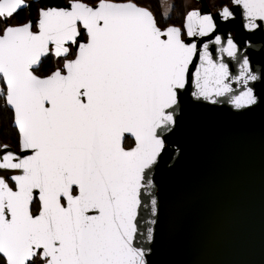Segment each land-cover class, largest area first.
Masks as SVG:
<instances>
[{"label":"snow or ice","instance_id":"obj_1","mask_svg":"<svg viewBox=\"0 0 264 264\" xmlns=\"http://www.w3.org/2000/svg\"><path fill=\"white\" fill-rule=\"evenodd\" d=\"M234 2L249 29L264 22V0ZM26 6V0H0V20ZM222 15L233 12L226 7ZM185 26L189 37L216 27L197 11ZM220 51L235 57L238 49L229 38ZM49 54L63 58L62 67L37 75ZM197 55L181 27L162 28L133 0H71L41 9L35 29L31 21L3 29L0 78L20 146L31 155H0V170L20 171L11 176L14 186L0 175V264H149L137 244L141 190L164 150L162 131L176 123L179 90L191 82L192 95L215 102L234 92L233 79H257L247 58L230 79L228 65L213 59L208 44L199 67ZM231 103L244 108L257 97L249 87ZM127 136L134 147L125 148ZM152 205L155 211L156 200ZM152 236L148 229L147 239Z\"/></svg>","mask_w":264,"mask_h":264},{"label":"water","instance_id":"obj_2","mask_svg":"<svg viewBox=\"0 0 264 264\" xmlns=\"http://www.w3.org/2000/svg\"><path fill=\"white\" fill-rule=\"evenodd\" d=\"M197 1L199 7L186 12L183 26L174 25L182 28L186 43L197 45L196 67L203 45L208 44L213 59L228 65L230 79L240 75L245 58L257 79L247 84L233 79L234 92L214 97L215 102L192 95L196 89L191 82L179 90L174 111L176 123L162 131L164 150L146 170V182L150 183L141 190L137 244L147 250L149 264H264V22L257 19L258 27L249 29L245 10L234 0L216 10L208 0ZM26 3L21 9L28 11L24 23L31 21L35 29L41 9L67 7L71 0ZM35 3L39 4L38 14ZM226 7L233 12L227 19L222 15ZM193 11L210 15L215 29L205 36L189 37L186 17ZM10 19L2 20L4 28L13 25ZM217 36L221 43H216ZM229 38L238 49L235 57L220 51L227 47ZM86 39L85 35L79 42ZM71 47L76 53L77 46ZM55 70L36 74L43 77ZM3 84L6 99L7 87L4 81ZM249 87L257 103L236 108L231 103L232 96ZM6 104L13 111L12 125L18 130L14 109L7 99ZM18 133L20 143L19 130ZM127 138L133 140L130 147H134V138ZM8 151L20 157L31 155L21 146L18 150L9 146L5 149L0 142V155ZM17 174L19 170H0L12 186L11 176ZM148 229L153 232L150 241Z\"/></svg>","mask_w":264,"mask_h":264},{"label":"trees","instance_id":"obj_3","mask_svg":"<svg viewBox=\"0 0 264 264\" xmlns=\"http://www.w3.org/2000/svg\"><path fill=\"white\" fill-rule=\"evenodd\" d=\"M140 5H145L150 8V10L155 15L159 26L165 27L167 25H179L183 26L184 16L186 14L185 1L186 0H173L174 5L172 11L169 15H165L163 12V3L162 0H133ZM232 0H224L223 5L231 4ZM222 5V6H223ZM213 8V7H212ZM34 9L36 14L39 12V6L34 4ZM215 10V8H214ZM28 18V11L26 9L19 11L15 14L11 22L15 23H24ZM4 29V23L0 20V32ZM55 60L53 58H45L37 70V73L40 75L50 73L53 68H55ZM2 79V78H1ZM2 89H0V127L2 133H8L13 142L19 144V133L18 130L12 125L14 114L11 109L8 108L5 99V86L2 83ZM35 211V209H34ZM0 257V261H2Z\"/></svg>","mask_w":264,"mask_h":264},{"label":"flooded vegetation","instance_id":"obj_4","mask_svg":"<svg viewBox=\"0 0 264 264\" xmlns=\"http://www.w3.org/2000/svg\"><path fill=\"white\" fill-rule=\"evenodd\" d=\"M38 5L39 6V4L38 3H35V5ZM12 19V18H11ZM11 19H10V22H11ZM11 24H13L12 22H11ZM18 24H21V23H15V24H13V25H18ZM4 27H5V24H4ZM71 52L73 53V54H75V49L73 48V47H71ZM74 55H72V56H69L68 58H72ZM46 58H53L54 60H55V68H53V70L54 69H57V68H61L62 67V65H63V63H64V59L63 58H57L56 56H54L53 54H49V55H47V57ZM9 136V134L8 133H2V131L0 130V142H1V147L2 146H4V145H7V146H9V147H11V148H14V149H16V150H18L19 148H20V143L19 144H16L15 142H13L12 141V139L10 138V137H8ZM126 147H130L131 145H133V140L132 139H129V138H127L126 140H125V144H124Z\"/></svg>","mask_w":264,"mask_h":264},{"label":"rangeland","instance_id":"obj_5","mask_svg":"<svg viewBox=\"0 0 264 264\" xmlns=\"http://www.w3.org/2000/svg\"><path fill=\"white\" fill-rule=\"evenodd\" d=\"M209 4L211 5V7H213V9L215 8L218 9L219 7H221L224 3V0H208ZM163 3V12L165 15H169L172 11L174 2L173 0H162ZM199 7V3L197 0H186L185 1V9L186 11L195 9ZM2 79L0 78V89H2ZM1 126V125H0ZM1 130V127H0Z\"/></svg>","mask_w":264,"mask_h":264}]
</instances>
